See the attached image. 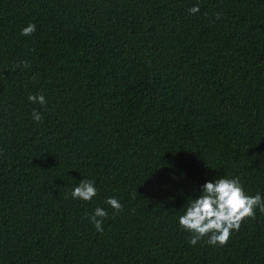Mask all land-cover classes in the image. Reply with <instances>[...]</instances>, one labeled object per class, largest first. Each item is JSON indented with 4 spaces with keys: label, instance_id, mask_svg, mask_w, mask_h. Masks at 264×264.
<instances>
[{
    "label": "trees",
    "instance_id": "obj_1",
    "mask_svg": "<svg viewBox=\"0 0 264 264\" xmlns=\"http://www.w3.org/2000/svg\"><path fill=\"white\" fill-rule=\"evenodd\" d=\"M218 177L264 197V0H0V264H264L179 226Z\"/></svg>",
    "mask_w": 264,
    "mask_h": 264
},
{
    "label": "clouds",
    "instance_id": "obj_2",
    "mask_svg": "<svg viewBox=\"0 0 264 264\" xmlns=\"http://www.w3.org/2000/svg\"><path fill=\"white\" fill-rule=\"evenodd\" d=\"M198 12L199 5L189 9L190 14ZM35 31L36 25L29 23L22 29L21 35L30 36ZM16 67L30 68L31 65L28 61H21ZM28 99L33 104L39 103L41 106L47 104L43 94H30ZM32 117L37 123L42 120L41 114L36 110H33ZM97 192L94 181L80 180L70 195L73 199L89 202L97 196ZM105 203L116 213L123 210V205L114 197H108ZM256 209L264 212V197L259 193L254 196L247 195L238 177H218L205 182L201 194L188 200L184 214L179 216V226L191 234L189 244L193 247L205 238L209 245L226 246L230 232L239 231L245 218H254ZM107 216L108 212L105 209L97 207L90 217V222L98 232L103 231V220Z\"/></svg>",
    "mask_w": 264,
    "mask_h": 264
}]
</instances>
